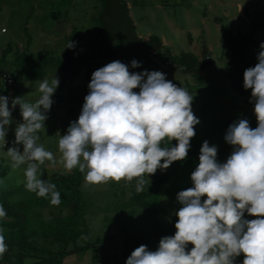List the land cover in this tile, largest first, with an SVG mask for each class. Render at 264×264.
<instances>
[{
  "label": "clouds",
  "instance_id": "obj_1",
  "mask_svg": "<svg viewBox=\"0 0 264 264\" xmlns=\"http://www.w3.org/2000/svg\"><path fill=\"white\" fill-rule=\"evenodd\" d=\"M74 47V42L67 46ZM257 60L245 70L243 83L245 90L251 89L257 127H250L247 119L229 126L224 139L233 151L224 163L217 160L216 146L203 143L199 164L191 173L192 187L177 195L181 207L175 213V234L163 237L155 251L146 245L137 247L126 264H235L241 254L243 264H264V43ZM131 67L140 63L134 59ZM58 86L56 76L44 79L34 103L12 99V109L19 105L23 122L16 127L14 146L6 156L13 172L26 165L24 187L38 198L50 197L53 206L61 203L56 185L40 178L46 161L50 168L60 166L62 175L78 168L85 174V188L122 180L127 186L135 179L140 192L157 170L187 158L200 123L191 107L193 95L159 71L132 73L119 60L93 72L78 120L60 136L57 158L38 143L37 133L44 129ZM8 101L9 97L0 96L4 146L12 122ZM173 140L174 147L162 145ZM17 145L23 146L22 152ZM4 183L0 180V185ZM245 212L255 219H244ZM6 217L0 204V219ZM3 233L0 228V258L8 251Z\"/></svg>",
  "mask_w": 264,
  "mask_h": 264
},
{
  "label": "rangeland",
  "instance_id": "obj_2",
  "mask_svg": "<svg viewBox=\"0 0 264 264\" xmlns=\"http://www.w3.org/2000/svg\"><path fill=\"white\" fill-rule=\"evenodd\" d=\"M191 1L122 0L126 9L127 5L130 6V9H127V14H131L132 20L137 26L135 29L133 28L135 34L150 33L154 36L165 35L169 38L172 35L169 24L175 29L183 30L184 33L192 34L196 30L201 31L198 17L206 14L209 20L208 37L203 36L199 39L198 44L201 46L211 45L217 49L214 51L217 55L220 53L218 46L221 34L223 32L234 34L248 41L242 48L245 59L251 63L252 67L258 63L257 56L260 51V44L264 43V0H234L233 5L226 8H221V4L217 0H213L205 6L200 5L201 0H196L198 2L197 7H193ZM235 3H239L242 7L245 18L239 15L236 6H234ZM98 9V0H0V30H3V34L0 33V58L6 43L11 49L5 52L3 58L0 59V72L13 73L14 68L10 69L6 65L10 60L8 59L9 55L13 56L17 47L23 54L28 46L29 51L24 53V59L21 61L25 66L23 76L36 79L33 83L26 81V79L22 80L18 85L19 97L25 102H32L31 98L40 96L39 83L44 79L49 81L53 79L50 67L42 70L41 74V71L35 66V62L39 58L59 55L60 52L54 53L53 50L63 47V35L72 26L70 22L72 17H76L82 24V31L80 41L75 44L74 48L69 49L76 60L75 66L72 61L68 68L74 67V69L72 71H68V69L65 74L66 78H70L71 72H77L81 76L77 77L74 84H68L69 86L77 85L75 88L72 86V89H69L67 82L64 81L60 93H54L51 97V99L54 95L60 97V104L65 102L66 108L72 112V121L78 120L81 111H76L77 106L79 105L82 110L84 97L89 93L85 94L78 85L84 84L85 80L86 85H88L87 80L91 79L94 71L116 60L127 65L132 73L153 71L156 66L150 65L148 62L140 64L138 68H132L130 60L124 56L115 39L100 34L98 26L94 25V21L93 23L90 21V16H96ZM186 13L192 21L189 22L185 18ZM212 24H216L217 32ZM77 33L76 30L75 34L78 36ZM75 34L72 35V38L77 37ZM64 44L68 46L69 42ZM185 45H187V41L178 46L184 48ZM226 53L228 54V52ZM60 80L59 84L61 83ZM227 85V83L208 81V87L210 93L213 94L215 104L213 106L204 104L205 109L201 110L202 112L209 110L211 113L210 120L213 119L214 124H207L205 127L200 126L201 128L199 125L195 126L202 145L207 141L209 146L217 147V152L219 149H223L221 157L218 158L217 156L220 163L226 162L233 151V147L224 139L230 125L240 119H247L250 127L253 129L257 127L254 108H245L244 98ZM196 113H198L196 115L198 118L201 111ZM16 114L14 115L16 117H11L12 122L8 126V131L15 130L18 126L17 121L14 120L22 117L20 110ZM53 125L52 120L46 119L44 129L39 131L40 134L37 133L40 137L38 143L43 144L46 150L52 151L58 158V141L60 136L66 134L67 125H61L65 129L60 131L57 137L51 133ZM2 145L3 142L0 141V169H3V174L0 173V180L5 181V183L0 185V191L10 190L11 198H7L9 202L28 203L36 195L26 191L24 187L22 169L26 165L22 166L21 170L13 172L6 156L8 149L3 148ZM19 147L23 149L22 145ZM48 164L49 162L46 161L40 168V178L47 182L52 175H62L61 172L63 171L60 166L50 168ZM175 164L176 162H173L170 167H174ZM164 171L173 175V178L171 177V180L168 181L169 186L166 193L158 194V206L164 213L154 215L140 210L134 204L133 196L138 192L135 179L128 182L127 186L126 182L122 180L119 183L109 181L107 184L92 185L85 188V174H83L78 188L79 201L76 205V211L85 226L86 238L78 243H89L90 251H96L95 256L99 264H105L103 262L106 261L107 264H124L121 258L122 248L125 244L128 246L132 244L135 237L138 245H146L150 251L157 250L159 243L152 240L154 237L152 220L160 225L168 226L171 223V215L175 214L181 207L177 201L178 193L192 187L191 173H181L179 169H174L173 172L166 169L157 170L155 174H161ZM65 175L67 174L62 176ZM150 177L144 185L143 191L139 193L148 188ZM32 210L35 219L61 217L72 211L69 206L64 208H32L29 213L27 211L28 215H32Z\"/></svg>",
  "mask_w": 264,
  "mask_h": 264
},
{
  "label": "trees",
  "instance_id": "obj_3",
  "mask_svg": "<svg viewBox=\"0 0 264 264\" xmlns=\"http://www.w3.org/2000/svg\"><path fill=\"white\" fill-rule=\"evenodd\" d=\"M98 1L99 9L96 16L93 17V21L97 23V25H99L97 19L98 13L102 7L101 0ZM122 5L127 13L125 5L123 3ZM140 41L147 49L152 47L156 52L159 51V41L156 38ZM247 42V39L240 38L227 32H224L220 37L221 47L224 51L228 52L229 56L228 61L225 64V72L223 73V76L229 82V86L244 98V107L254 108V103L250 102L251 89L245 90L243 87L244 72L246 69L252 67L251 63L245 59V56L242 53V48ZM119 48L122 51L120 46ZM21 58V55L16 54V61H19ZM167 58L177 66L184 67L186 70L192 71L193 73L203 70L204 65L196 63L195 59L189 55H180L177 58ZM53 62L52 59L47 57L39 58L36 67L40 70L46 64ZM70 64L71 63L67 58H65V60L61 58L58 59V65L60 68L63 66H70ZM17 67L18 69L16 73H11V75L18 91L16 74L23 68V66L18 65ZM87 81L89 85L91 79H88ZM88 85L86 86L87 92H89ZM10 140L14 142L15 132L12 134V137H10ZM176 143L177 142L173 140L171 141V144H164V142H162V145L174 147ZM201 147L202 143L199 133L195 131V136L190 141V149L187 158L183 161H177L175 166H172L171 171L173 172L174 169H179V172L181 173H192L199 164ZM222 152L223 149H219V152H217L218 158L221 157ZM2 171L3 169H0V173L3 174ZM83 174L84 173H81L79 169L76 168L65 176L52 175L50 177L48 182L54 183L56 185V190L59 191L61 195V203L58 206L51 205L50 197L38 198L35 196L32 200L28 201V203L19 201L14 203L9 202L7 198H11V193H9L10 190L0 191V204L3 205L7 213L6 218L0 219V228L4 229L3 234L5 236V242L8 245V251L2 258H0V264H61L63 257L70 252L68 246L80 236L85 235V228L82 225L80 215L76 211V205L79 201L78 188ZM171 177L173 178V175L167 173L151 175L148 188L144 192L136 193L134 195V204L140 210L149 214L154 215L164 213V211L158 206L157 198L158 194L168 188V181L171 180ZM203 199H206V197L202 198V200ZM66 206H69L72 211L61 217L35 219L33 210L32 215H28L32 208H64ZM245 214H247V212H245ZM177 219V216L172 214L171 223L168 226L160 225L152 220V232L154 237L161 240L165 236H173L176 232L175 223ZM127 246V244L123 246V252H127V255L130 256L132 251L139 246L137 238L135 237L134 242L129 244L128 248ZM192 247L193 245L189 244L187 250L190 251ZM74 250L86 251L87 248H75Z\"/></svg>",
  "mask_w": 264,
  "mask_h": 264
},
{
  "label": "crops",
  "instance_id": "obj_4",
  "mask_svg": "<svg viewBox=\"0 0 264 264\" xmlns=\"http://www.w3.org/2000/svg\"><path fill=\"white\" fill-rule=\"evenodd\" d=\"M120 1L122 2V0H120ZM217 1L219 2V4H221L220 5L221 8L230 7L233 5V2H234V0H217ZM211 2H213V0H201L200 5L201 6H205L206 4L209 5V3H211ZM191 5L193 7H197L198 2H196V0H192ZM234 6H236V10L239 13V15L242 16L243 18H245L244 13L242 11V7L239 5V3H235ZM127 9H130V6L127 5ZM127 15L131 21L133 28L135 29L137 26H136L135 22L132 20L131 14L128 13ZM93 17H94V15L90 16V21L92 23H93ZM185 18L188 19L189 22L192 21V20H190L187 13L185 14ZM198 19H199L201 31L196 30V32L192 33V34H190L189 32L184 33L183 30L175 29L174 27H172L169 24L171 32H172V35L169 38L166 37L165 35L154 36V35H151L150 33H145V34H140V33L137 34L136 33V36L139 40H148L150 38H156L159 41V52L162 53L163 55L167 56V57L177 58L180 55H189L190 57L195 59L196 63L204 65L203 70H201L197 73H193L192 71H188L184 67L177 66L176 64L174 67L157 65L153 69V71H159V72L165 74L166 80L171 81L177 87L186 88L189 91V93L191 95H193V102H192L191 107H192V110H193V113L195 116L198 114L196 112L201 111V113H199V115H198V119L200 121V123L198 125H199V128H201V127H205L207 124H214L213 119L210 120L211 113L209 112V110L202 112L201 109H205L204 104L207 106L208 105L213 106L215 104L213 102L215 100L213 98V94L210 93V90L208 87V81H212L214 83L219 82L222 84L227 83L229 85V82L223 76V73L225 72V64L227 63L229 56H227L228 54L226 53V51H224L222 49L221 44H219V46H218L220 53H218L217 55H216V53H214V51L217 49H215L211 45L207 44L206 46H201L200 44H198L199 39H201L203 36L206 35L205 37H208V22H209L206 14L199 16ZM70 22L72 23V26L69 27L67 30V33L63 35V47L58 48L57 50H53L54 53L60 52L59 55L55 54V55H53L54 57H50L49 59H52L54 62L48 63L40 69L41 74H42V70H45L47 67H50L52 78H54L56 76L59 80L63 79V80H60L61 83L59 84V87L55 91L56 94L60 93L59 91L62 89L64 81L67 82L66 83L67 85L70 83L74 84V82H76V80H77V77L81 76V74H77V72H75V73L71 72L70 78H68V77L66 78L65 72L68 69H69L68 71H72V69H74V67L68 68L70 66H67V67L63 66L62 68H60L58 65V59L61 58V59L65 60V58H67L70 63H72V61H73V64L75 66L76 58L71 55L69 48H67V46L64 43L74 42L75 44H77V42L80 41L81 31H82L81 25L82 24L77 20L76 17H72L70 19ZM246 22H248V20H246ZM94 25L98 26V30H99L100 34H104L101 31L100 26L97 25V23L94 22ZM212 25H213L215 31L217 32V27H215L216 24H212ZM76 30L78 32L77 33L78 36L75 34ZM0 33L3 34L2 29L0 30ZM73 34H75L77 37L72 38ZM186 41H187V45H185L184 48L182 46L181 47L178 46L182 42H186ZM18 48L19 47H17L16 52H14L12 59L9 60L6 65L10 69L12 67L14 68L15 71L13 73H16V71L18 69V67H17L18 65L23 66V68L20 69L19 72L16 74V78L18 80V85L22 82V80H25V79H26V81L33 83L36 79H32L29 76L27 78L23 76V74L25 73V69H24L25 66L21 62L24 59V57H23L24 53L25 52L28 53V51H29L28 46L23 51V54L18 50ZM9 50H10V46L8 45V43H6L4 50L1 53L0 59H2L4 56V53L9 51ZM18 51H19V53H18ZM16 54H19L22 57L21 59H19V61H16ZM126 58L129 59L128 57H126ZM38 60L39 59H37V61ZM129 60H130V62L132 61L131 59H129ZM37 61L35 62V66L38 63ZM3 73H9V72H0V76ZM75 86H77V85H71V86L68 85V88L69 89L71 87L75 88ZM78 86L83 89V92L85 94H87L86 80H85L84 84L80 83ZM134 91L138 92L139 89L138 88L134 89ZM0 96H1V91H0ZM38 98L39 97L34 98V99L31 98L32 103H34ZM59 98L60 97H57L54 95V97L52 98L53 104H52L49 112H47V114H46L47 119L53 121L54 125H53V129L51 130V133L54 134V137H57L58 134L60 133V131L65 129V127L62 128L61 125H67V129H68V127L72 123V115H71L72 112L66 108L65 102H62L61 104L59 103ZM77 107L78 108L76 109V111H81V108L79 107V105ZM19 110H20V108H19ZM14 117H16V116H14ZM14 121L15 122L17 121V124H20L23 122V118L22 117L20 119L17 118ZM194 130L198 131L197 129H194ZM14 132H15V130H12V129L7 132V135L5 138L6 144H5V146H4V144L2 145L3 148L8 149V148L14 146L13 141L10 140V137H12V134ZM17 147H19V146H17ZM20 150L22 152L23 149L21 148ZM168 169L172 170V167H169ZM163 173L170 174L166 171H164ZM80 184H81V182H80ZM166 191H167V189L165 191H162L160 194L166 193ZM137 193H139V192H137ZM133 202H134V199H133ZM243 218L248 219V220L255 219V217H251L248 214H245ZM82 225L84 226V224H82ZM84 228H85V226H84ZM85 238H86V229H85V235L80 236L72 244H70L68 246V250H70V252L63 257L61 264H99V261L96 259V256H95L96 251L95 250L90 251L89 243H87V242L78 243L79 241H81ZM152 240H156V242H158V243L160 241L159 239H157L155 237H153ZM139 246H141V245H139ZM85 247L87 248L86 251L74 250L75 248H85ZM123 249L124 248H122L121 258H122L124 264H126V260L128 258L127 256H129V255H127V252H123ZM244 258H245L244 255L241 254L239 257L236 258L235 264H243ZM103 263L107 264L108 262L106 261ZM3 264H5V263H3Z\"/></svg>",
  "mask_w": 264,
  "mask_h": 264
},
{
  "label": "water",
  "instance_id": "obj_5",
  "mask_svg": "<svg viewBox=\"0 0 264 264\" xmlns=\"http://www.w3.org/2000/svg\"><path fill=\"white\" fill-rule=\"evenodd\" d=\"M98 23L106 37L115 39L124 55L140 64L147 62L146 47L137 38L129 17L119 0H101Z\"/></svg>",
  "mask_w": 264,
  "mask_h": 264
},
{
  "label": "built area",
  "instance_id": "obj_6",
  "mask_svg": "<svg viewBox=\"0 0 264 264\" xmlns=\"http://www.w3.org/2000/svg\"><path fill=\"white\" fill-rule=\"evenodd\" d=\"M147 52V62L152 66L157 65H163L167 67H174L175 64L165 57L162 53L159 51L156 52V50L152 47L146 48ZM1 80V96H7L9 97V108L12 110V115L16 114V112L19 109V105L15 107V109H12V99L19 97L17 93V86L14 83L13 77L10 73H3L0 76Z\"/></svg>",
  "mask_w": 264,
  "mask_h": 264
}]
</instances>
